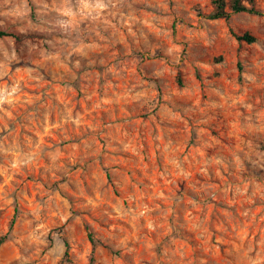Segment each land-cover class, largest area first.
<instances>
[{"label": "clouds", "instance_id": "9594fccd", "mask_svg": "<svg viewBox=\"0 0 264 264\" xmlns=\"http://www.w3.org/2000/svg\"><path fill=\"white\" fill-rule=\"evenodd\" d=\"M121 7L122 0H0V134L8 130L0 138V176L5 177L0 182V201L5 206L17 200L23 205L24 188L15 177L34 172L41 161H47L43 173L66 181L57 182L67 197L57 201L53 192L40 204L33 203L30 212L22 210L21 220L8 236V248L0 249V264H81L77 249L84 248L78 234L84 223L96 253L94 264H118L117 254L128 251L125 240L132 237L122 239L125 229L121 225L140 233L141 239L151 228L163 249L162 254L151 257L153 264H264V92L259 101L253 95L257 88L264 90V0L225 2L223 9L217 2L214 10L206 6V0H154L151 19L157 25L174 20L183 38L177 37L170 47L154 46L168 64L156 62L152 71L143 73V79L133 75L125 97L133 105L131 110L146 121L140 125L143 145L140 138L132 139L136 157L143 154L158 185L137 176L136 170H126L132 177L126 179L113 167L118 161L101 152L94 134L81 143L79 157L65 156L63 160L57 145L40 143L38 134L44 133L49 116L55 117L61 140L72 137L79 142L76 121L80 117H74L68 99L53 104L48 101L54 98L48 96L40 101L36 94L28 96L25 87L41 88L39 69L44 61L62 64L71 82L77 80L74 69L102 64L89 55L95 44L84 41L86 37L109 40L104 30L117 27L111 19L125 20ZM127 19L136 22L131 13ZM217 20L224 21L223 33ZM159 35L168 40L164 28ZM201 62L218 66L229 76L235 70L243 81L241 91L251 104L235 99L245 111L236 114L231 130H217V111L213 109L221 107L217 97L233 106V96L210 73L199 85L192 79L196 69H202ZM20 67L23 73L17 70ZM121 73L127 78L126 71ZM198 87L208 93L209 102L203 108L189 99ZM125 123L135 127L131 119ZM10 124L15 127L9 129ZM89 127L95 133L96 126ZM19 129H26L29 136L17 134ZM209 130H216L217 136ZM105 147L117 153L129 151L124 134L106 140ZM97 162L100 168L94 176L92 168ZM75 167L84 172H73ZM101 168L112 176L119 199L107 195ZM9 179L12 184L7 183ZM85 187L93 193L99 190L106 198L89 199ZM216 205L223 211L214 212L212 219L207 213ZM85 212L98 223L88 222ZM53 215L55 220L48 223ZM41 223L44 227L37 228ZM213 233L220 236L217 243L223 249L217 258H213L215 245L209 243ZM189 239L195 244L191 252L184 245L176 247Z\"/></svg>", "mask_w": 264, "mask_h": 264}, {"label": "rangeland", "instance_id": "374dc122", "mask_svg": "<svg viewBox=\"0 0 264 264\" xmlns=\"http://www.w3.org/2000/svg\"><path fill=\"white\" fill-rule=\"evenodd\" d=\"M212 0H206V6L212 8ZM154 0H122L121 11L124 13L125 20L120 21L119 17L112 18L111 23L116 25V29L107 28L104 30V34L109 36V40H100L94 38H85L86 44H95V48L89 53L92 57H98L103 63L98 66L85 67L83 70L74 69L77 80L71 82L68 79V74L65 72L64 66L56 61H44L43 67L39 69L40 75L43 77V83L39 90L31 86L25 87V92L28 96L34 94L38 95L40 101H44L45 97H53L48 103H59V99H68L71 105V111L75 116H79L80 119L76 121L78 127L76 128V135L80 138L77 142L72 137H66L64 140L60 139L58 133L59 125L57 124L54 116H49V124L44 129V133H51V135H45L40 133L39 141L40 143L52 146L53 144L58 146L60 152L61 160L65 156H80L82 153L81 143L87 142L90 135H95L96 143L100 146L101 152L105 155H111L113 159L118 161V164L113 165V167H118L122 175L131 180L132 177L129 171L126 170H136L137 176H142L146 182L159 184L158 178L155 176L154 172H148L147 161L144 159L141 153L139 157H136V142L133 137L140 138V142L143 145L144 140L141 137L140 125L146 123L143 116L131 109L132 104L126 101L125 88L129 82V79L133 75H137L138 78L143 79V73H147L153 70V66L156 62L163 61L164 64H168L164 55L161 54L157 49L154 48L156 44H162L171 46L176 43V38H183V32L181 27L178 26L173 20L167 25H157L151 19L150 15L153 12ZM129 13L136 18V22L133 23L132 20L127 19ZM159 15V13H156ZM215 23L221 25L219 31L224 32L223 20H217ZM164 28L168 35V40L160 36L159 33L161 29ZM187 52V48L181 49ZM48 50L45 49V52ZM63 58H61L62 60ZM71 60V58H69ZM73 62L68 63L67 67L72 68ZM202 63V69H196V74L192 77L195 82L199 85L202 77L210 73L216 82L223 85L226 92L233 96V106H229L221 97H217L216 101L221 104L219 110L217 111L216 122L217 130H222L227 127L229 130L236 123V114L245 111L241 106L235 104V99L238 97L240 101L247 102L251 104V101L247 99V96L241 89L244 86L243 81L239 78L235 70L229 76L224 72L220 71L217 67H213L212 64ZM108 69H112L110 72ZM127 72V78H125L121 70ZM19 70L23 73L24 68L20 67ZM174 73L175 69H171ZM113 72L121 73L114 75ZM175 75L172 79L175 80ZM72 88L71 92H66L65 88ZM184 91H187L185 88ZM264 90L257 88L253 95L256 100L259 101V97ZM90 96L91 99L86 98ZM130 95V94H128ZM116 97L115 102L113 97ZM190 102L193 105H199L203 108V105L208 103V93L202 91L199 87L197 88V93L194 97H189ZM214 101V103L216 102ZM28 110L32 109V105H27ZM19 119V118H18ZM131 119L132 127L130 124L125 123L126 120ZM90 125H95V133L89 127ZM15 127V125H9V129ZM8 130H3L0 134V138L7 135ZM146 131V130H145ZM210 134L214 137L217 136L216 130H209ZM23 133L24 136H29L26 129H19L17 134ZM124 134L126 137V142L129 143V151L126 153L113 152L105 147V142L111 139L112 136H119ZM35 136L37 133H32ZM195 147V145H193ZM149 152H152L150 141H149ZM187 151V148H185ZM154 156V153H152ZM90 162V161H89ZM47 161H41L34 172L25 175L21 178L19 175L15 177L17 181H21V187L24 188V198L25 203L21 205L19 201H15L14 205L5 206L3 201H0V235L4 234L9 226V222L12 217H15L14 224L9 232V235L14 228L17 227L18 222L21 220L22 210L31 211L33 203L40 204L43 200H47L51 193H55L57 201L61 199H67L63 191L60 190L58 182H66L63 178L57 175V179L53 180L51 178L52 174L43 173L42 167ZM143 163L144 167L141 169L140 164ZM100 168L99 162L92 168V173L95 176L96 169ZM73 172L77 174H82L84 169L82 167H75L72 169ZM102 178L106 183L108 192L107 195L119 199V193L112 187L114 183L113 178L108 173L104 172L101 168ZM198 178V177H197ZM82 183L83 177L81 175ZM0 182H5V177L0 176ZM8 184H12L13 180H7ZM71 187V185H69ZM84 191L89 199L93 196L95 199H105L102 197L99 190L94 193L89 192L88 188L85 187ZM68 203H72L71 200ZM44 209L41 208V212ZM222 206L216 205L215 207H209L208 216L215 219L213 213L218 212L222 214ZM85 219L91 223H98V220L94 221L92 216L88 215L87 212L84 213ZM55 220L53 215L52 219L48 223H52ZM69 223H72L71 218ZM146 225L149 224L148 221H144ZM44 227V224H38L37 228ZM125 229L124 239L131 235L130 240H125L128 251H123L122 254L118 253L120 257L118 264H153L151 257L158 256L162 254L163 249L156 243L157 236L151 232V228H147L144 232L145 239L140 238V233H132L131 229L125 225H121ZM227 227V225H226ZM88 224L84 223L83 227L79 229L78 239L83 240L84 250L77 249L81 257V264H94L95 260V249L93 248L91 242L87 238ZM8 235V236H9ZM196 233L193 232V239H195ZM193 239L182 240L180 244L176 247L184 245L187 247L189 252L195 247ZM220 236L215 233L209 238V243L214 244V256L217 258L223 255V249L217 243L220 241ZM247 239V238H245ZM255 239V237H253ZM60 242L57 241V244ZM200 243V241H196ZM9 245L8 238L5 242L0 245V249H7ZM85 250H91L87 252ZM209 249L205 247L207 252ZM15 251V249H13ZM6 255L10 256L11 253ZM91 257V258H89ZM92 260V261H91ZM69 264H75L74 261H70Z\"/></svg>", "mask_w": 264, "mask_h": 264}, {"label": "trees", "instance_id": "16d2710c", "mask_svg": "<svg viewBox=\"0 0 264 264\" xmlns=\"http://www.w3.org/2000/svg\"><path fill=\"white\" fill-rule=\"evenodd\" d=\"M217 2L221 5V9H223V6H224L225 2L230 3V4H238L239 0H212V2H211L212 3L211 10H214L215 3H217ZM220 14H223V12L221 11V12L217 13V15H220ZM14 221H15V217L13 216L12 219L10 220V222H9V226L7 228V231L4 234L0 235V245L3 242H5L6 239L8 238L9 232H10V230L12 228V225L14 224ZM89 241H90V239H89Z\"/></svg>", "mask_w": 264, "mask_h": 264}]
</instances>
